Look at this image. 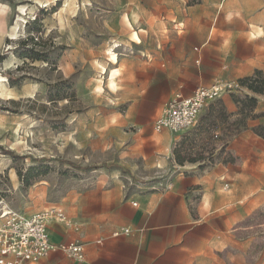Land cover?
I'll use <instances>...</instances> for the list:
<instances>
[{
    "label": "rangeland",
    "instance_id": "374dc122",
    "mask_svg": "<svg viewBox=\"0 0 264 264\" xmlns=\"http://www.w3.org/2000/svg\"><path fill=\"white\" fill-rule=\"evenodd\" d=\"M170 6L167 0H0V214L57 206L73 218L65 230L78 233L91 190L115 184L138 194L164 187L179 166L214 164L223 142L262 115L250 99L257 107L264 95L245 86L226 92L192 128L173 136L169 167L156 161L150 143L158 133L140 121L154 115V123L175 92L137 90L152 73L148 52L166 49ZM27 49L41 59L21 57ZM112 49L118 63L109 60ZM225 97L238 105V116ZM175 149L183 164L174 161ZM195 264H264V204L212 241Z\"/></svg>",
    "mask_w": 264,
    "mask_h": 264
},
{
    "label": "crops",
    "instance_id": "0c3cea01",
    "mask_svg": "<svg viewBox=\"0 0 264 264\" xmlns=\"http://www.w3.org/2000/svg\"><path fill=\"white\" fill-rule=\"evenodd\" d=\"M167 1L172 7L164 9L163 27L170 35L163 41L166 49L148 52L152 73L137 93L161 88L191 95L216 80L237 81L264 69V0ZM219 15L224 17L219 20ZM224 100L238 116V105ZM254 114L262 115L223 142V155L234 161L217 159L203 169L200 163L179 166L166 186L138 194L115 184L88 192L78 233L65 230L68 225L62 222L49 225L54 243L84 244V261L55 250L33 264H195L212 241L264 204V137L253 129L264 125V102L259 101ZM153 117L140 124L158 133L151 153L163 168L169 167L177 135L157 131Z\"/></svg>",
    "mask_w": 264,
    "mask_h": 264
},
{
    "label": "built area",
    "instance_id": "2783aa9c",
    "mask_svg": "<svg viewBox=\"0 0 264 264\" xmlns=\"http://www.w3.org/2000/svg\"><path fill=\"white\" fill-rule=\"evenodd\" d=\"M244 88L238 82L217 81L210 86L198 87L191 95L176 93L166 103L154 127L157 131L169 130L175 135L182 134L196 124L209 102L221 98L226 92H238ZM0 219L3 220L0 224V264L37 263L55 250L64 252L77 262L85 259L84 244L80 241H52L49 230L51 222L72 226V220L60 207L50 206L32 214L8 210L0 214ZM124 232L129 233L130 230L124 229Z\"/></svg>",
    "mask_w": 264,
    "mask_h": 264
},
{
    "label": "trees",
    "instance_id": "16d2710c",
    "mask_svg": "<svg viewBox=\"0 0 264 264\" xmlns=\"http://www.w3.org/2000/svg\"><path fill=\"white\" fill-rule=\"evenodd\" d=\"M24 43V42H23ZM21 57L24 58H30V59H41V57L37 54V52L34 49H27L25 50L23 53H21L20 55ZM240 84L242 86H245L247 89H249L250 91L256 93V94H262L264 95V71L261 69H257L255 70V72L247 77H244L242 79H240ZM234 100L240 104V100L236 98V96H233ZM251 106L252 108H256L257 102L258 100L256 98H251ZM247 124L243 123L242 126H246ZM254 131L256 133H258L260 136L264 137V125L263 126H255ZM2 148V147H1ZM226 152V144H223V146L221 147L219 153H217V159H221L222 155ZM9 154H12L11 152H6ZM174 161L178 162L179 164H183V160L181 159V156L178 152L177 149H175L174 151ZM229 158L228 159H223L224 162H229V161H234V158L230 155H228ZM191 161L193 162H197V159H192ZM208 165H203L200 163V168L203 169Z\"/></svg>",
    "mask_w": 264,
    "mask_h": 264
},
{
    "label": "bare ground",
    "instance_id": "6f19581e",
    "mask_svg": "<svg viewBox=\"0 0 264 264\" xmlns=\"http://www.w3.org/2000/svg\"><path fill=\"white\" fill-rule=\"evenodd\" d=\"M126 19H127V21H128V24L130 25V26H132V23H131V21H130V19L126 16ZM134 37H135V41H137L138 43H141L142 42V40H141V38H140V36L138 35V33L135 31L134 33ZM112 63H118L119 62V55H118V53L114 50V49H112V50H110V59H109ZM105 69V68H104ZM112 71V73H111V76H110V82H109V85L111 86V87H113V88H115V77H116V75H117V73H118V69L116 68V69H114V70H111ZM104 72V71H103ZM97 90L98 91H100V92H103L104 91V85H103V81H101V83L99 84V85H97Z\"/></svg>",
    "mask_w": 264,
    "mask_h": 264
}]
</instances>
